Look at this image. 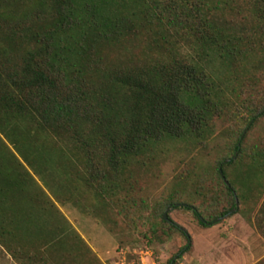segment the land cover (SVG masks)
I'll return each mask as SVG.
<instances>
[{
	"label": "trees",
	"instance_id": "16d2710c",
	"mask_svg": "<svg viewBox=\"0 0 264 264\" xmlns=\"http://www.w3.org/2000/svg\"><path fill=\"white\" fill-rule=\"evenodd\" d=\"M241 2L0 0V245L18 264H101L57 204L118 238L120 217L130 232L149 223L145 231L163 243L173 231L188 238L163 208L191 210L207 226L259 200L254 225L264 236V143L245 145L264 95L216 172L228 209L205 218L209 209L171 197L146 216L131 192L133 162L164 142L200 141L224 113L209 63L230 65L264 45V0L245 3L251 19ZM155 26L149 51L109 60L139 49L135 38ZM171 29L192 54L176 53Z\"/></svg>",
	"mask_w": 264,
	"mask_h": 264
},
{
	"label": "rangeland",
	"instance_id": "374dc122",
	"mask_svg": "<svg viewBox=\"0 0 264 264\" xmlns=\"http://www.w3.org/2000/svg\"><path fill=\"white\" fill-rule=\"evenodd\" d=\"M251 2L252 0H245L246 4ZM241 3L247 12L243 15L251 19L252 6ZM155 27V30L144 31L138 35L140 37L135 38L132 45L140 47L139 49L128 48L125 56L122 52H110L109 60L117 61L116 57L120 56L134 58L138 54L142 55L144 50L149 51L146 39L150 40L154 35L158 28ZM165 32L174 36L173 43H180L176 47L177 54H192V51L181 44V35H177L172 29ZM256 47V51L250 52L242 61L225 65L213 59L209 63V70L221 91L219 94L224 113L214 117L209 132L200 141L164 142L132 163L130 181L134 205L138 210L143 209L146 216L171 197L178 198L182 203L189 202L193 207L209 209V212L204 213L205 218L229 208L216 172L219 163L231 156L232 149L239 140V133L247 128V122L251 118L247 110L256 101L257 95H264V45ZM153 53L160 55L162 51ZM259 107L264 109V100ZM261 143H264V116L253 127L245 145L251 150ZM36 180L42 185L38 178ZM213 197L217 202L213 201ZM57 205L101 264H170L175 255L186 246L188 251L171 264H258L264 259V236L254 225L255 214L261 205L259 200L256 204L248 202L246 206L240 205L245 213L235 211L221 221L207 226L200 223L193 211L169 207L170 222L183 227L188 238L173 231L164 238L163 243L157 241L151 231H145L149 228V223L130 232L124 229L120 217L123 234L118 238L106 225L84 215L80 208L70 204ZM167 209L160 210L162 216Z\"/></svg>",
	"mask_w": 264,
	"mask_h": 264
},
{
	"label": "water",
	"instance_id": "95a60500",
	"mask_svg": "<svg viewBox=\"0 0 264 264\" xmlns=\"http://www.w3.org/2000/svg\"><path fill=\"white\" fill-rule=\"evenodd\" d=\"M262 113H264V110L262 111ZM252 122H253V121H252ZM252 122L250 123V125L252 124ZM246 132H247V130L244 132V135L246 134ZM244 135H243V136H244ZM243 136H242V138H241V141H242V139H243ZM241 141H240V142H241ZM237 155H238V154H237ZM237 155H236V156H237ZM228 162H230V160H226V161H225V163H228ZM220 175H221L222 179L225 181V183H226L228 186H230L229 182L226 180V178H225V176H224V173H223L222 168H220ZM236 203H237V205H238V199H237V198H236ZM169 211H170V208H168V209L166 210V212L164 213V215H163V219H164L165 221H170L169 218H168ZM235 211H236L235 209L232 210V211H230L229 215L234 214ZM222 219H224V218H220V219H218L216 222H219V221H221ZM201 221H202L203 223H205V220L202 219V218H201Z\"/></svg>",
	"mask_w": 264,
	"mask_h": 264
},
{
	"label": "crops",
	"instance_id": "0c3cea01",
	"mask_svg": "<svg viewBox=\"0 0 264 264\" xmlns=\"http://www.w3.org/2000/svg\"><path fill=\"white\" fill-rule=\"evenodd\" d=\"M0 264H18L12 255L0 245Z\"/></svg>",
	"mask_w": 264,
	"mask_h": 264
},
{
	"label": "built area",
	"instance_id": "2783aa9c",
	"mask_svg": "<svg viewBox=\"0 0 264 264\" xmlns=\"http://www.w3.org/2000/svg\"><path fill=\"white\" fill-rule=\"evenodd\" d=\"M142 264H144V263H142Z\"/></svg>",
	"mask_w": 264,
	"mask_h": 264
}]
</instances>
